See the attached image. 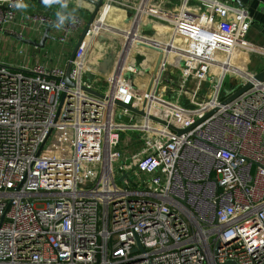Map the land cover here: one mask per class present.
Segmentation results:
<instances>
[{"label":"built area","instance_id":"2783aa9c","mask_svg":"<svg viewBox=\"0 0 264 264\" xmlns=\"http://www.w3.org/2000/svg\"><path fill=\"white\" fill-rule=\"evenodd\" d=\"M14 2L0 0V34ZM240 2L104 0L71 61L74 86L66 68H13L0 48V264H264V81L233 57L255 49ZM114 4L129 9L127 27L108 22ZM75 17L56 40L85 29ZM54 18L32 15L45 27ZM153 20L168 27L165 39L144 30ZM147 45L163 52L150 90L159 52ZM148 50L157 54L149 83L134 84L133 55ZM229 73L253 85L224 103ZM128 131L144 141L130 154L120 149Z\"/></svg>","mask_w":264,"mask_h":264},{"label":"crops","instance_id":"0c3cea01","mask_svg":"<svg viewBox=\"0 0 264 264\" xmlns=\"http://www.w3.org/2000/svg\"><path fill=\"white\" fill-rule=\"evenodd\" d=\"M68 1L72 5L68 7V10H74V15L80 16L85 24H88L91 14L94 11V5L84 0ZM24 3L28 5V8L25 10H17L14 21L7 26V30L0 34L1 60L11 65L13 68H29L34 64H43L48 67L59 66L67 69L68 64L71 61V53L81 36V31L83 30L80 29L72 33L70 39L65 43L58 40H48L43 48L28 43L26 40L40 42L45 28L44 25L34 22L32 15L35 13H47L55 16V12L37 0H25ZM195 3L198 4V2ZM240 4L248 10L252 19V24L246 36V40L252 44L255 49L252 51L238 49L236 53L240 59L238 61L236 60V63L241 69L256 74L264 70V0H241ZM79 10L86 13L88 15L87 18L81 16ZM129 17L130 11L128 8L114 4L108 11L107 20L116 26L125 28L128 25L127 22ZM150 22L154 23L157 35H153L152 32L150 33L156 38L162 40L165 39L162 38L163 34L161 35L160 32L161 30L162 32L168 31V27L160 26L159 22L155 20ZM102 26L108 31L112 29V25L109 23H103ZM60 31L61 28H54L52 33L55 37H58ZM55 44L59 46L58 49L56 47L57 50L55 49ZM54 50L58 53L54 54ZM146 53L147 56L140 53L133 55L131 61V67L133 70L128 72L127 79L134 84L142 86L144 84L146 86L149 83L148 74L150 75L152 73V66L157 54L151 50H148ZM136 68L140 70L138 71V74L135 73ZM111 69V62L108 58L99 62V70L103 74L111 72ZM171 73L172 74H169L173 76L176 84L182 82L183 77L181 75H183V73L180 70H172ZM237 80L238 78L232 75V89L230 90L232 93L242 87ZM186 82L187 86H190V88L193 89L197 82V77L190 75L187 77ZM99 84V91H102L105 85L103 83ZM202 92L204 93L203 90ZM189 95L190 94H187L183 97V104L185 106L193 107V105H191L192 103H190ZM174 96L175 93H172L171 97Z\"/></svg>","mask_w":264,"mask_h":264},{"label":"water","instance_id":"95a60500","mask_svg":"<svg viewBox=\"0 0 264 264\" xmlns=\"http://www.w3.org/2000/svg\"><path fill=\"white\" fill-rule=\"evenodd\" d=\"M38 1V0H37ZM86 2H89L90 4L94 5V11L92 12L91 14V17H90V20L87 24V26L85 27L83 33L81 34L76 46L74 47L72 53H71V57H70V60L72 61L75 56H76V53L80 47V45L82 44V41L85 37V33L87 31V29L90 27L91 23L93 22V20L95 19V17L97 16L100 8L102 7L103 3H104V0H84ZM40 3L44 4L43 1H39ZM71 3L68 1V7H70ZM50 9L54 10L55 11V18H54V21L47 27L44 28V34H43V37L41 39L40 42H33L31 40H26L28 43H31V44H34V45H37L38 47L40 48H43L45 47L46 45V42L48 40H56V37L55 36H52V29H53V26L55 25L56 23V20H57V17H56V12L60 10V6L59 5H52L51 7H49ZM144 30L145 31H148V32H152L153 35H157V30L155 28V25L154 23L150 22V23H146L144 25ZM146 47L152 49V50H156L159 52V57H158V60H157V64H156V68H155V71H154V75L152 76V80H151V83L149 84V88L148 90L151 89V86L153 84V81H154V77L155 75L157 74L158 72V69H159V66L161 65V62H162V59H163V52L162 50L156 48V47H153V46H149L147 45ZM71 61L70 63L68 64V67L66 69L67 73H66V78H65V82L70 85V86H74V83L69 79V72L71 70ZM254 79L257 80V81H264V70H262L261 72H258L254 75ZM253 85V82L252 81H247L241 88H239L237 91H235L230 97H228L226 100H224V103H228L230 102L231 100H233L234 98H236L238 95H240L241 93H243L244 91H246L247 89H249L250 87H252ZM98 95H101L99 93H97ZM122 105V103H119ZM127 108H129L131 111L133 112H136V113H139V114H142L144 115V111H140V110H137L135 108H133L132 106H126ZM212 113L210 112L209 114H207L203 119L199 120V122L203 121L204 119H206L209 115H211ZM119 118H122V116H120ZM124 120L126 121H129V118H123ZM153 119H155L153 117ZM175 131H177L179 134H182L184 133L186 130H180V129H177L173 126H171ZM222 264H237L236 262H225V263H222Z\"/></svg>","mask_w":264,"mask_h":264},{"label":"rangeland","instance_id":"374dc122","mask_svg":"<svg viewBox=\"0 0 264 264\" xmlns=\"http://www.w3.org/2000/svg\"><path fill=\"white\" fill-rule=\"evenodd\" d=\"M70 6H72V5H70ZM79 11L81 12L80 13L81 16H84V17L87 18L88 15L86 13L82 12L81 10H79ZM160 26L163 27L165 25L163 23V24H160ZM82 30L84 31V29H82ZM83 31H81V34L83 33ZM52 36H55V35L52 33ZM56 47H57V49L59 48V46L55 44V49H56ZM56 50H54V54H57L58 53ZM113 57L114 56L111 55V54H109V55L106 56V58H108V60H110V62H111V60H112ZM177 60L180 61L179 59H174L172 57L171 58L172 64L175 65L173 63V61L176 62V63H178ZM153 67H154V65H153ZM166 76H169L171 78L173 77L169 73H167ZM231 78H232V74H230V73L225 76V79H224V83H225L224 84V88L227 89V90H231L232 89ZM136 121H140V116H138V118H136ZM139 137H141V134L139 132H137V131H128L127 133H123L122 134V140H121V146H120L121 151L123 153L127 152L128 154H130L131 152L138 150V148H140L143 145V143H144V141H139L138 140ZM129 138H131V141L130 142L128 141Z\"/></svg>","mask_w":264,"mask_h":264},{"label":"clouds","instance_id":"9594fccd","mask_svg":"<svg viewBox=\"0 0 264 264\" xmlns=\"http://www.w3.org/2000/svg\"><path fill=\"white\" fill-rule=\"evenodd\" d=\"M43 3L48 7H51L52 5L60 6V10L56 12L57 20L55 23V27L57 29L62 28L66 22H76L74 10H68V0H43ZM12 7L17 10H25L28 8V5L24 3V0H15V2L12 4Z\"/></svg>","mask_w":264,"mask_h":264},{"label":"bare ground","instance_id":"6f19581e","mask_svg":"<svg viewBox=\"0 0 264 264\" xmlns=\"http://www.w3.org/2000/svg\"><path fill=\"white\" fill-rule=\"evenodd\" d=\"M118 27V26H117ZM116 26H113L112 25V29L110 30V32L112 31H116V32H121L120 31V29H118ZM136 51V50H135ZM134 50H132L131 48H129L128 50H126V53H125V55L122 57V60L124 61L123 62V64H125V60H126V58L128 57V55L130 54V53H132V52H135ZM233 57H234V59L235 60H239L240 59V57L237 55V53H235L234 55H233ZM124 67H126L125 65H124ZM164 67L165 68H168L169 70H170V66H166V64L164 65ZM241 73L243 74V75H245L246 76V74H244L245 72L244 71H241ZM188 104V103H187Z\"/></svg>","mask_w":264,"mask_h":264}]
</instances>
